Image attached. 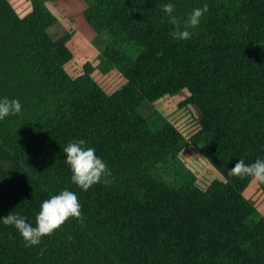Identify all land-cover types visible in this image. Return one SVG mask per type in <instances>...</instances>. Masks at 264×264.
<instances>
[{"label":"trees","instance_id":"obj_1","mask_svg":"<svg viewBox=\"0 0 264 264\" xmlns=\"http://www.w3.org/2000/svg\"><path fill=\"white\" fill-rule=\"evenodd\" d=\"M28 1L17 16L0 0V99L22 105L0 120V216L35 226L41 203L67 189L81 218L36 246L0 220V264H264V213L242 194L251 179L228 175L240 159H264V0H80L91 30L107 33L101 62L124 80L97 99L65 69L68 33L51 28L42 0ZM166 3L181 20L208 6L190 39L170 35ZM181 89L196 115L188 137L138 110ZM71 140L96 150L111 184L72 183ZM188 143L221 179L194 182L176 157Z\"/></svg>","mask_w":264,"mask_h":264},{"label":"rangeland","instance_id":"obj_2","mask_svg":"<svg viewBox=\"0 0 264 264\" xmlns=\"http://www.w3.org/2000/svg\"><path fill=\"white\" fill-rule=\"evenodd\" d=\"M44 7L53 16V30L68 33L66 45L72 58L65 69L72 76L81 77L85 85V96L97 99L121 85L124 80L113 67H108L100 60V50L107 40V33L95 34L84 21L80 11V0H42ZM12 11L21 16L29 12L28 0H8ZM187 92L181 89L173 94H166L154 102H142L138 110L147 115L156 110L160 112L181 134L188 137L195 130V112L186 101ZM195 175L194 182L205 187L211 181L220 178L213 166L212 159L202 148L188 143L176 156ZM244 197L250 199L255 208L264 213V195L256 182L250 180L242 190Z\"/></svg>","mask_w":264,"mask_h":264},{"label":"clouds","instance_id":"obj_3","mask_svg":"<svg viewBox=\"0 0 264 264\" xmlns=\"http://www.w3.org/2000/svg\"><path fill=\"white\" fill-rule=\"evenodd\" d=\"M163 12L168 14L169 23L174 26L170 35L175 40H187L192 33L189 29H195L201 23L202 16L208 12V6L194 8L187 18L181 20L173 14L175 6L172 3L161 5ZM22 105L17 99H0V120L7 116H14L21 112ZM65 154V163L72 172L71 181L84 191L89 190L93 185L103 182L111 184L108 177L111 172L106 163L96 155V150L88 147L84 140H71L62 149ZM10 161L3 167L7 168ZM228 175L241 179L250 178L259 184H264V159L257 158L252 163H245L243 159L238 160L229 169ZM69 218H81V205L77 195L70 190L64 189L59 194L52 195L40 205V210L35 217V226L26 221V218L17 213L9 212L0 216L3 224L14 226L19 232L26 246H36L41 242L42 237L50 236L56 229H59Z\"/></svg>","mask_w":264,"mask_h":264}]
</instances>
